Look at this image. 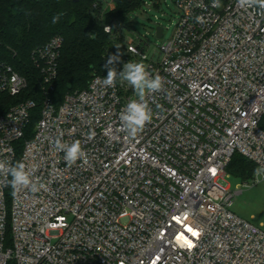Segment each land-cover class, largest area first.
<instances>
[{
  "label": "built area",
  "instance_id": "built-area-1",
  "mask_svg": "<svg viewBox=\"0 0 264 264\" xmlns=\"http://www.w3.org/2000/svg\"><path fill=\"white\" fill-rule=\"evenodd\" d=\"M174 1L180 18L157 58L124 24L105 22L113 0L91 7L111 28L105 32L123 39L117 72L142 62L165 81L146 96L153 118L134 139L119 119L138 99L132 86L118 77L105 87L97 78L107 75H96L56 105L65 39L33 51L42 74L38 120L20 146L38 104L26 100L0 114V160L25 163L47 190H13L0 175V264H264V230L232 211L249 185L233 190L226 171L235 153L264 166V14L236 0H220L219 8L212 0ZM27 88L0 60V96ZM57 138L79 140L86 158L68 165Z\"/></svg>",
  "mask_w": 264,
  "mask_h": 264
},
{
  "label": "trees",
  "instance_id": "trees-1",
  "mask_svg": "<svg viewBox=\"0 0 264 264\" xmlns=\"http://www.w3.org/2000/svg\"><path fill=\"white\" fill-rule=\"evenodd\" d=\"M97 0H0V60L14 67L28 81V88L19 96H0V114L20 102L33 100L38 107L32 111L26 136L18 142L22 146L32 134L38 120L43 98L42 74L33 60V51L47 44L53 37L62 36L64 47L59 59L58 76L51 94L60 105L67 94L83 91L96 75H107L109 68H118L125 47L122 38L105 32L103 25L91 15ZM115 9L107 11L106 23L120 22L129 27L128 16L143 7V0H113ZM63 13L58 23L52 17ZM112 56L118 60L108 64ZM256 165L235 153L226 168L229 175L243 183L254 177ZM12 246L10 228L6 233V247Z\"/></svg>",
  "mask_w": 264,
  "mask_h": 264
},
{
  "label": "clouds",
  "instance_id": "clouds-1",
  "mask_svg": "<svg viewBox=\"0 0 264 264\" xmlns=\"http://www.w3.org/2000/svg\"><path fill=\"white\" fill-rule=\"evenodd\" d=\"M236 5L241 9L257 8L261 11V14H264V0H236ZM212 6L221 7L220 0H212ZM63 15V13L54 15L52 23H58ZM197 21L202 23L203 18L197 17ZM105 30H111V28L105 27ZM116 60H118V56H112L109 58L108 64H112ZM118 77L122 82H127L132 86L138 97V99L130 100L119 116L122 128L127 133L128 138L134 139L153 118V112L146 96L162 91L165 81L159 74L150 75L144 63L128 62L124 64L123 71L120 72H117L115 68H109L107 76L103 80L97 78V83H102L105 87H115ZM53 144L57 150L65 153L64 159L68 165L86 158V153L82 149L79 140L69 144L57 138L53 141ZM262 174H264V166L254 170L257 182H259V177ZM0 175L10 177L9 185L13 190L22 188H28L32 192L47 190L45 184L33 181L32 172L27 169L23 162H17L13 166L0 160Z\"/></svg>",
  "mask_w": 264,
  "mask_h": 264
},
{
  "label": "rangeland",
  "instance_id": "rangeland-1",
  "mask_svg": "<svg viewBox=\"0 0 264 264\" xmlns=\"http://www.w3.org/2000/svg\"><path fill=\"white\" fill-rule=\"evenodd\" d=\"M143 7L128 16L129 27L127 35L139 37L140 46L150 58L158 57V47L168 42L174 35L180 18L177 4L174 0H143ZM164 29L162 38L156 36V28ZM227 182L233 190L245 183L230 175ZM249 187L242 188L232 211L240 218L261 226L264 230V181L254 184L253 179L246 182Z\"/></svg>",
  "mask_w": 264,
  "mask_h": 264
},
{
  "label": "water",
  "instance_id": "water-1",
  "mask_svg": "<svg viewBox=\"0 0 264 264\" xmlns=\"http://www.w3.org/2000/svg\"><path fill=\"white\" fill-rule=\"evenodd\" d=\"M73 2H75V3H78L79 2V0H73ZM163 28L162 27H160V26H158L157 28H156V36L158 37V38H162L163 37Z\"/></svg>",
  "mask_w": 264,
  "mask_h": 264
},
{
  "label": "snow or ice",
  "instance_id": "snow-or-ice-1",
  "mask_svg": "<svg viewBox=\"0 0 264 264\" xmlns=\"http://www.w3.org/2000/svg\"><path fill=\"white\" fill-rule=\"evenodd\" d=\"M195 235V233H193Z\"/></svg>",
  "mask_w": 264,
  "mask_h": 264
}]
</instances>
